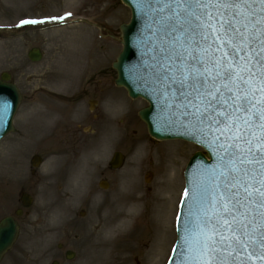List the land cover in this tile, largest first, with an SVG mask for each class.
<instances>
[{"label": "rangeland", "instance_id": "374dc122", "mask_svg": "<svg viewBox=\"0 0 264 264\" xmlns=\"http://www.w3.org/2000/svg\"><path fill=\"white\" fill-rule=\"evenodd\" d=\"M26 17L48 23L87 20L119 36V28L130 22L131 12L120 0H0V27L16 30L19 21ZM98 34L95 27L76 24L13 39L0 37V76L4 72L11 74L21 94L29 97L27 102L23 100L15 118L16 132L0 143V220L13 216L21 207V194H30L34 200L20 218L17 243L1 264H167L176 240L185 167L202 149L185 141L151 139L138 116L147 103L130 99L124 89L113 83L117 76L111 68L121 45L101 41ZM33 48L43 52L39 63L28 59ZM102 78L108 81L99 85L97 81ZM76 90L85 91L80 97L83 101L77 104V98L74 102L75 124L89 130V101L97 100L99 106L93 112L105 114L107 132L113 133L116 128V143L98 140L95 146L91 142L83 151L66 157L46 145L49 133L38 129V123L52 118L51 100L46 95L72 96ZM27 123L33 127H26ZM140 146L144 147L142 162L135 159ZM115 152L126 157L124 167L115 177L102 175ZM36 154L42 156L43 164L31 176L30 161ZM159 159H173L177 175L171 174L167 164L159 166ZM66 163L75 166L57 178L56 168ZM148 172H153L154 177L146 183ZM129 175H133L134 188L139 191L136 196L141 194L143 198L141 217L130 222L128 235L110 237L106 232L127 211L128 202L121 206L119 198L123 197V203L128 194ZM103 177L115 180L109 192L97 186ZM162 182L164 192L160 193ZM90 190L92 193L88 194ZM58 209L67 211L64 221L54 218ZM82 210L86 211L85 218L79 215ZM59 245H63L61 250ZM67 251L76 254L72 261L65 259Z\"/></svg>", "mask_w": 264, "mask_h": 264}, {"label": "snow or ice", "instance_id": "6c2138e0", "mask_svg": "<svg viewBox=\"0 0 264 264\" xmlns=\"http://www.w3.org/2000/svg\"><path fill=\"white\" fill-rule=\"evenodd\" d=\"M133 4L145 29L136 41L140 61L125 70L129 81L150 88L171 117L163 123L215 159L184 190L181 206L195 214L177 217L179 264H264V0Z\"/></svg>", "mask_w": 264, "mask_h": 264}, {"label": "water", "instance_id": "95a60500", "mask_svg": "<svg viewBox=\"0 0 264 264\" xmlns=\"http://www.w3.org/2000/svg\"><path fill=\"white\" fill-rule=\"evenodd\" d=\"M122 3L128 6L129 8H131L132 21L129 25H122L120 28L123 52L118 57L117 62L113 65L114 70L118 74L116 85L118 87L125 88L132 99L142 98L148 101L150 106L142 110L139 113V116L146 123L151 137L160 141L175 140V139H185V140L194 141L190 137L181 135L180 133L183 132L184 129L180 128L179 126H169L163 123L165 119H171V117H169L168 112H161L160 107L155 102L154 98L146 94L151 91L150 88L145 87L143 90H138L141 86L129 81L125 70L128 66L137 64L140 61L141 50L136 47V41L141 33V30L145 29V22L137 16L135 11V6L133 4V0H122ZM57 26L58 25L49 26L46 28H52ZM148 35L149 34L145 30L144 36L148 37ZM41 58H42V54L40 53L39 50H33L29 54V59L33 62H38L41 60ZM10 80H11V76L9 74H3L0 80V117L3 118V124L2 126H0V141L3 140L6 136H8L10 133L14 132L13 120L21 103L20 92L14 84L9 83ZM5 104H7L6 115L4 114ZM157 119H159L161 123H156L155 121ZM206 150L209 152L212 162L209 163L202 154L200 153L196 154L186 171L187 186L192 173L199 166L201 165L210 166L215 163V159L211 154L210 150L208 148H206ZM123 162H124V157L121 154H116L113 158L111 165L114 169H119L122 166ZM40 164H41V159L39 157H35L32 160L33 167L37 168L39 167ZM148 181L149 180L147 179V182ZM22 201H23V206L25 208H29L32 204V200L29 196H23ZM190 210H191V204L189 211ZM180 217L186 218L185 206L182 207ZM180 226L183 227V224L181 223ZM18 233H19V228L17 224L13 221V219H6L1 223L0 262L3 259L4 255L12 248L14 242L18 237ZM179 244L180 241L177 244V247L175 249L177 251H175L173 259L171 260L170 264H179V258L181 256V252L179 251ZM73 257L74 255H72L71 253L67 254L68 260H72ZM54 264H58V263H54Z\"/></svg>", "mask_w": 264, "mask_h": 264}, {"label": "flooded vegetation", "instance_id": "af4514ba", "mask_svg": "<svg viewBox=\"0 0 264 264\" xmlns=\"http://www.w3.org/2000/svg\"><path fill=\"white\" fill-rule=\"evenodd\" d=\"M107 81V79L102 78L97 82L100 83L99 85H103L104 82ZM87 83H91V81H88ZM81 95L82 94H80V92H76L75 95L73 94L72 96H68L65 94H54L53 96L49 95L48 97V95H46V99L52 101V118L51 120L46 119L48 121L38 123V129L45 131L44 133L46 134L49 133L47 135H49L50 140L47 142V145H49L54 151H61L66 155V157L69 154L75 155L77 154V152L83 151L91 144V142L95 146V143L98 140L104 141L105 139H110L112 141H115L116 143V128L114 127L113 133L107 132L105 130L107 122L105 114L90 112L86 120L89 123V130L87 131H85L81 127L80 123H78L77 125L75 124L74 102L77 98V104L82 102L83 99L80 100L81 98H79V96L81 97ZM27 97L28 96H23V100H25L26 102ZM31 98L36 99V95H32ZM97 106H99L98 103ZM108 123H111V121H108ZM95 126L96 128H94ZM26 127L32 128L33 126L31 123H27ZM109 128H112V126H110ZM118 130L121 131V128H118ZM90 135H92V138H89ZM93 136L96 137L93 138ZM113 145L115 146V144ZM119 145L120 144H116V146ZM74 166L75 164H60L55 170V175L57 176V178L65 176L68 174V169ZM101 174L115 177L116 171H113L110 168H106L105 170L101 171ZM111 177H104L103 179L108 181V185L110 188H112V186H115V180ZM90 193L91 191H89V194ZM89 204H91V201H89Z\"/></svg>", "mask_w": 264, "mask_h": 264}, {"label": "bare ground", "instance_id": "6f19581e", "mask_svg": "<svg viewBox=\"0 0 264 264\" xmlns=\"http://www.w3.org/2000/svg\"><path fill=\"white\" fill-rule=\"evenodd\" d=\"M11 1V0H10ZM138 148V147H137ZM139 149V150H138ZM137 151L139 152V154L135 155V159L139 162H142V156H143V153H144V147L140 146V148H138ZM159 162H161L159 165H163V164H167V168L169 169V171H171V174L173 173V175H177V171H178V167H177V164L176 162L173 161V159H168V160H163V159H159ZM132 177L133 175H129V177L126 178V186L128 187V194L124 197L123 199V203H122V198L123 197H120L119 200L121 199V206L128 202V204H126V208H127V211L125 213V216H123L120 221L110 227V229L106 232L107 233V236H110V237H113V236H116V235H127V232H128V228H129V225H130V222L132 220H134L135 218H138L139 216V213L141 211V208H142V205H143V202H142V196L141 195H137L139 193V191L134 188V181H132ZM160 193L164 192V188H163V182L160 184V187H159V191ZM125 200V201H124ZM67 211H65L64 209H58L56 211H54L53 215H54V218L57 220V221H64L67 213ZM110 234V235H108ZM154 249H158V247H154ZM160 249H158L157 251H159ZM160 255V253H159ZM155 256H153L152 258H154ZM151 257H149V260L152 259Z\"/></svg>", "mask_w": 264, "mask_h": 264}]
</instances>
